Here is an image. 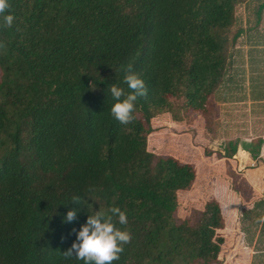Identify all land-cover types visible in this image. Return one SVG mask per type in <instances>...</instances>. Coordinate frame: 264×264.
I'll return each instance as SVG.
<instances>
[{"label":"trees","instance_id":"obj_1","mask_svg":"<svg viewBox=\"0 0 264 264\" xmlns=\"http://www.w3.org/2000/svg\"><path fill=\"white\" fill-rule=\"evenodd\" d=\"M248 1L9 0L13 25L0 26V264H83L62 254L92 214L72 196L92 211H125L127 225L117 226L131 239L113 264L216 259L214 202L189 219L186 232L178 223L197 165L157 153L149 137L153 113L175 129L187 118L207 126L219 91L236 89L230 72L241 29L233 27L237 6ZM263 8L261 1L257 21ZM129 64L147 93L125 125L110 114L108 87L127 91L122 66ZM250 81L252 101H264L263 76ZM261 142L242 148L256 157ZM234 151L204 146L200 157ZM255 207L261 214L264 199ZM70 208L77 215L68 223Z\"/></svg>","mask_w":264,"mask_h":264},{"label":"rangeland","instance_id":"obj_2","mask_svg":"<svg viewBox=\"0 0 264 264\" xmlns=\"http://www.w3.org/2000/svg\"><path fill=\"white\" fill-rule=\"evenodd\" d=\"M261 1L264 0H250L236 8L233 32L241 29V33L232 48L230 73L238 84L236 89L225 90L224 93L219 91L218 99L212 102L211 119L207 126L194 118H187L186 124L174 125L175 129L171 127V121L167 124L156 119V113L152 114L154 130L149 138L152 146L157 144L156 152L174 155L197 165V186L189 191L178 211L181 230L186 232V229L190 228L193 223L189 219H195L197 213L204 210L203 205L208 202H214L220 211L221 226L214 229L213 238L218 245L217 257L213 262L203 264H264V211L258 215L259 210L255 207L256 201L259 200L257 198L264 196V101H252L250 85L251 77L256 72L264 78V8L258 21L255 14L256 6ZM256 59H260V63H257ZM225 94L227 98L223 100ZM175 111L179 109L176 108ZM176 113L181 117L185 114L183 111ZM170 128H174L176 135H170ZM258 139L262 142L257 159L253 160L255 165L246 164L244 160L241 162L244 168L260 167L256 170L258 183L255 187L249 181L251 170H248L249 175L245 176L244 172L241 173L232 166L230 160L215 161L212 156L207 159L200 157L204 146L222 152L227 145L239 146L244 142H252L254 145ZM211 168L224 172L226 176L211 177ZM220 180L227 184V192L214 189V184L217 185ZM202 184L204 186L199 187ZM258 230H261L257 236L258 243L254 244L252 250L255 253L250 260L251 244ZM216 238L221 241L217 242ZM198 262L202 263L201 260Z\"/></svg>","mask_w":264,"mask_h":264},{"label":"clouds","instance_id":"obj_3","mask_svg":"<svg viewBox=\"0 0 264 264\" xmlns=\"http://www.w3.org/2000/svg\"><path fill=\"white\" fill-rule=\"evenodd\" d=\"M9 8V0H0V26L13 25L14 16L8 11ZM122 70L125 73L123 83L127 91L116 83H110L108 91L113 100L110 107L111 116L119 123L126 125L134 119L136 102L139 97L146 95L147 89L144 80L131 70L130 64L122 66ZM70 200L77 205V208L80 205L90 207L92 214H87L79 228L73 229L75 239L70 247L62 252L64 257L66 259L75 257L83 264H113L114 261H119L124 245L131 239V234L126 227L117 226L127 225L125 211L117 206H111L107 213L100 208L98 211H92L91 203H87L82 197L72 196ZM79 201L83 203L78 205ZM77 208L68 209L63 219L68 223L75 220Z\"/></svg>","mask_w":264,"mask_h":264},{"label":"crops","instance_id":"obj_4","mask_svg":"<svg viewBox=\"0 0 264 264\" xmlns=\"http://www.w3.org/2000/svg\"><path fill=\"white\" fill-rule=\"evenodd\" d=\"M232 146H234L235 147V151H234V153L232 154V157L231 158H218L217 159V157L216 156H214V155H212V157L214 158V159H216L215 161H220V160H222V159H227V160H230L231 162H232V166L237 170V171H241V173H243L244 172V175L245 176H248L249 174V172H247L248 170H251L250 171V179H249V181H250V183L254 186V185H256L257 183H258V172L256 171L257 169H260V167L259 168H257V169H248V168H244V166H242V164H241V162L244 160L245 162H246V164H249L250 165V163H254V161L253 160H255V159H257V157L255 158V157H252L251 155H250V153L247 151V150H245V149H243L242 148V144H239V146L238 145H235V144H231ZM196 147H198L197 145H196ZM228 148H230V145H227V146H225L224 147V151H222L221 152V155H223L224 154V152L228 149ZM216 151V150H215ZM238 155H239V157H238ZM240 155H242V156H240ZM241 157V158H240ZM260 156L258 155V158H259ZM205 159H207V158H205ZM210 162H213V161H210ZM245 164V165H246ZM255 165V164H254ZM211 169H214V171H215V173H211ZM210 169V176L211 177H215V178H217V176H226L225 175V173L224 172H222V171H220V170H217L216 168H211ZM216 173H221L222 175H218V174H216ZM253 173H255V174H253ZM219 179V178H218ZM219 187H218V186ZM217 185H215L214 184V189H220L219 191H221V192H227L229 189H228V186H227V184L224 182V181H222V180H220L219 181V183L217 184ZM255 187V186H254ZM264 199V196L262 195V197L261 198H257V199ZM263 211H264V209H263ZM263 216H264V214H263ZM259 231H261V230H258L257 231V233L254 235V236H256L255 237V239L253 240V242H252V244H251V250L252 249H254V244L257 242L258 243V241H257V236H259ZM255 252L252 250L251 251V255H250V260H252V255L254 254Z\"/></svg>","mask_w":264,"mask_h":264},{"label":"built area","instance_id":"obj_5","mask_svg":"<svg viewBox=\"0 0 264 264\" xmlns=\"http://www.w3.org/2000/svg\"><path fill=\"white\" fill-rule=\"evenodd\" d=\"M254 165V163H251V166Z\"/></svg>","mask_w":264,"mask_h":264}]
</instances>
